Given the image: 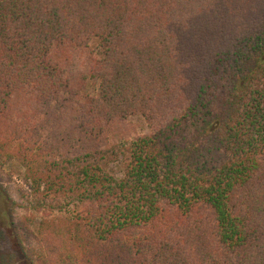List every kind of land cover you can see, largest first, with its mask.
Returning a JSON list of instances; mask_svg holds the SVG:
<instances>
[{
    "label": "trees",
    "instance_id": "obj_1",
    "mask_svg": "<svg viewBox=\"0 0 264 264\" xmlns=\"http://www.w3.org/2000/svg\"><path fill=\"white\" fill-rule=\"evenodd\" d=\"M0 158L44 264H264V0H0Z\"/></svg>",
    "mask_w": 264,
    "mask_h": 264
},
{
    "label": "rangeland",
    "instance_id": "obj_2",
    "mask_svg": "<svg viewBox=\"0 0 264 264\" xmlns=\"http://www.w3.org/2000/svg\"><path fill=\"white\" fill-rule=\"evenodd\" d=\"M147 131V123L133 116L125 133L132 137ZM23 171L19 162L0 158V264H44L50 258L39 230L45 210L31 194Z\"/></svg>",
    "mask_w": 264,
    "mask_h": 264
},
{
    "label": "flooded vegetation",
    "instance_id": "obj_3",
    "mask_svg": "<svg viewBox=\"0 0 264 264\" xmlns=\"http://www.w3.org/2000/svg\"><path fill=\"white\" fill-rule=\"evenodd\" d=\"M0 198H1L0 201L3 200L2 198H4L2 193H0Z\"/></svg>",
    "mask_w": 264,
    "mask_h": 264
}]
</instances>
